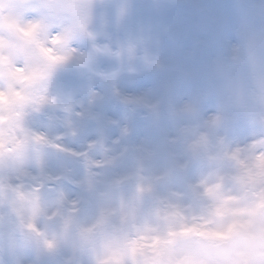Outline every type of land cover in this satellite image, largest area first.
Segmentation results:
<instances>
[{"label":"clouds","instance_id":"9594fccd","mask_svg":"<svg viewBox=\"0 0 264 264\" xmlns=\"http://www.w3.org/2000/svg\"><path fill=\"white\" fill-rule=\"evenodd\" d=\"M0 264H264V0H0Z\"/></svg>","mask_w":264,"mask_h":264}]
</instances>
